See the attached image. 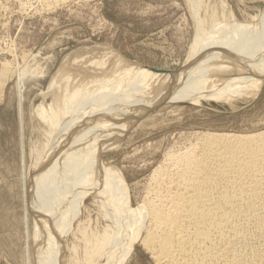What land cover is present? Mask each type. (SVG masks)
<instances>
[{
  "label": "rangeland",
  "instance_id": "obj_1",
  "mask_svg": "<svg viewBox=\"0 0 264 264\" xmlns=\"http://www.w3.org/2000/svg\"><path fill=\"white\" fill-rule=\"evenodd\" d=\"M69 1L64 2L63 0L61 4L55 2L56 5L51 3L55 7H49L39 0H0V264H43L45 262L46 254L43 250V237L41 232L39 233L36 229L37 223L42 222L40 217H37V221L34 208H45L50 200L49 197L52 198L56 195L58 197L62 196L60 199H67L65 197L68 192L65 186V178L70 176L71 158H58L57 155L61 156L60 148L55 151L50 148L53 151L51 155L54 162L49 173L48 187L37 200L33 196L35 175L38 169L35 163H37V156L40 154L38 151L43 153L44 150L40 149L48 145L47 143L51 139L47 135L46 138L42 137L43 134L38 132V123H44H42V119L38 118L37 110L44 108L49 111V95L55 90L56 83L62 81L61 83H69V87H72V81L70 80L76 74L72 75V73L77 72L83 66L82 62L86 61L89 64L90 61L93 64L95 59L99 60L100 58V67L105 66L103 63L106 65L111 64L108 71L110 72V79L113 77L110 81L114 82L112 84L108 82L107 85L109 84L112 88L113 97L116 96L112 98L113 101L121 99L122 93L125 96V92L129 87L136 84L134 82L141 83L142 80L145 84L150 82V85L153 84L152 88L148 85L151 88L148 91H156L154 93L158 92L156 95L159 94L157 98L161 99L162 97L161 101L157 99L159 104H154L152 108H137L140 111L138 110V113L134 115L135 117H133L134 112H131L133 107L131 109L128 107L129 110L126 116H119L117 120L115 119L118 110L122 109L120 107V104L124 102L122 101L118 102V107L115 109L113 107L116 113L108 110L110 105L97 110L95 118L98 117L99 120L102 119L101 121L88 120L89 123L85 120L82 121L84 124L87 123V128L90 127L91 122L96 127H100L103 123L109 121L103 117L108 114L107 117L112 116L113 121L120 123L116 125L117 127L122 126V130L126 129L123 133L124 137L121 136L117 147L104 152H95L96 149L92 146L94 143L92 137H90L88 145L91 146L89 145L88 153L94 148L91 151L93 155L89 153L94 157V160L105 166H110V168L119 171L124 176L125 189H128L127 198H125L129 200V218L133 226L131 232L133 238L129 243V250L131 244L134 243V232L141 198L145 194L148 183L152 181L153 172L163 164L165 156L170 150L183 147V144L191 140V136L199 133L252 135L264 131V77L260 79L259 92L247 102L238 100L235 103H228L226 95H222L223 97L220 95L217 97L210 96L214 95L213 92L217 87L225 84L230 79L235 80L241 77L249 81L257 78V76L251 78L252 74H256L255 69H258V66L254 65L256 63H254L255 59L252 56L250 57H252L253 63L251 61L249 65L252 72L247 70L239 72L237 75L232 73V68L235 67V63H243V60L241 62L230 60L222 63L224 59L221 57L225 55L226 51L218 55V58L212 56V54L209 58L210 53L207 54L208 56L205 54L206 52L204 54L200 53L189 65L185 66L196 36L195 22L197 17H192L194 16L192 15V4H190L191 7L188 5L192 0ZM240 1L242 5L239 3ZM208 2L205 1V3ZM229 3L239 22V32L237 35L236 33L233 34V40L239 34L249 39L251 36L256 35L260 28L264 27V25L260 27L257 25V28L256 23L252 20L254 17L259 18L257 20L264 17V0H229ZM47 7H53V9L51 8L52 10L48 11L49 8ZM203 15H205L204 9L201 10L199 17H203ZM260 36L258 37L261 38ZM232 44L235 47L237 42L231 43L230 46L233 48ZM257 44L259 43H255V46ZM255 46L252 48L253 50H255ZM106 50L108 51L107 55ZM84 56L85 59L81 60V63L76 62L77 65L73 64L75 60H80L79 57L82 59ZM207 58L211 61L208 62ZM201 59L207 62L205 63ZM212 60L213 63L211 64ZM196 61H200L199 64ZM194 62L198 66L192 65V68L191 64H194ZM216 62H220V64L218 65ZM116 63L121 65L118 66ZM91 64L86 66L90 67ZM206 64H209V67ZM252 66H255V68ZM186 67H191L192 70L191 68L189 70L188 68L185 69ZM211 67L214 69L212 70ZM194 68H197L198 72ZM226 68L228 70H225ZM141 69L142 71H140ZM138 70L139 72H137ZM152 70L164 71L168 74ZM201 70L202 72L205 71V77L203 73L201 74L203 76L199 75ZM192 71L196 73H192ZM146 72L147 74L150 73V76H147ZM112 73L118 74L115 76ZM123 74H125L124 77L127 81L123 79ZM208 75L214 80H207ZM95 80L98 81V77ZM117 80L119 83H116ZM211 80L216 81V83ZM210 81L211 84L213 83L212 85L209 84ZM178 83L182 85L179 86ZM113 84H118L116 85L118 89ZM158 84L160 85L158 86ZM122 85L124 87H121ZM106 86H104L105 91L109 87ZM194 86L197 87V90ZM110 87L109 89H111ZM109 89L107 90L111 92ZM115 90H118V92ZM102 93L103 89L99 91V94ZM119 93L121 94L120 97L118 96ZM130 95L135 98L133 100L140 102V99H145L144 96L148 94L142 93V90L136 91V93L132 90ZM151 96L149 95V97ZM204 96H208L207 98L210 96L214 100L202 101ZM201 97H203L202 100ZM193 98L201 101L197 102ZM157 100L151 98L149 101L156 103ZM194 101L197 103H194ZM129 112L132 114H129ZM127 115L129 117L126 119ZM34 118L36 119L34 120ZM123 118L126 119V122L125 119L122 120ZM129 119L130 121H128ZM97 123L99 124L97 125ZM94 124L92 130L96 128ZM132 127L135 129L133 130ZM39 141H43L44 144L47 143L42 144L44 145L42 146ZM64 147L63 149H66ZM77 147L73 149L74 152ZM175 147L176 149H174ZM46 148L44 149L47 150ZM94 154L96 155L94 156ZM66 169L68 170L66 171ZM61 171L65 174H59ZM53 181L56 188H53ZM86 191L83 193V199L84 203L88 205L91 203L90 197L92 195L90 193L92 191ZM128 202L126 201L127 204ZM92 216L95 217V214ZM68 238L70 239L68 245L74 242V245H79L77 247L82 252L83 245L78 244L79 241L74 240L72 235ZM70 246L65 250L66 256L70 254ZM52 253L54 252L52 251ZM52 253V259H54ZM124 264H154V262L151 256L137 243Z\"/></svg>",
  "mask_w": 264,
  "mask_h": 264
},
{
  "label": "bare ground",
  "instance_id": "obj_2",
  "mask_svg": "<svg viewBox=\"0 0 264 264\" xmlns=\"http://www.w3.org/2000/svg\"><path fill=\"white\" fill-rule=\"evenodd\" d=\"M39 1H43V3H46L50 7L53 6L51 3L56 2L59 4L60 2L61 4L63 0ZM189 1L187 2L189 3ZM205 1L192 0L188 4H192V7L190 5L192 15H194L192 17H197V20L195 22V41L185 66L189 65L200 53L204 54L206 52V55L210 53L209 58L211 54L218 58V55L226 51L227 54L225 53L221 57L224 59L223 61L221 59L222 63L224 61L229 62L230 60H233V62L236 60L241 62L243 60V63H235L234 68L230 67L232 68V73H236L237 75V73H241L242 71H251V66L249 65L255 59L254 63L256 64L254 65H257L258 69H255L256 74H252L251 78L256 76L257 78L250 79L249 81L241 77H237L238 79L235 80L230 79L225 84L217 87L213 92L214 95H210L214 97L226 95L228 103H235L238 100L247 102L259 92L260 79L264 77V27H262L263 29L260 28L256 32L257 34L251 36L249 39L239 34L233 40V34L236 33L237 35L239 32V22L229 0H207L209 1L208 3H205ZM239 3L242 5L241 1ZM53 7L51 8L53 9ZM51 8L47 10H52ZM202 9H204L205 15L199 17ZM257 19L259 18H252L256 23V27L257 25L258 27L263 26L264 17L260 20ZM257 35H261V38ZM234 41L237 44L235 47L232 44V48L230 45ZM255 43L259 44L255 46ZM254 46L255 50L252 49ZM229 47L231 49L227 51ZM105 53L107 55L108 51ZM85 56L82 59L79 57L80 60H75L73 64H76V62L81 63V60L83 61ZM250 56L253 57L252 60ZM206 60L208 62L211 61L208 58ZM94 61V63L92 62L93 64L90 61L88 62L89 64L84 61L81 64L85 67L82 66V68L80 65L81 70L71 72L72 75L76 73L75 77H72L73 80L69 78L72 81V87H69V83H61L62 81L55 84V90L49 95V111L44 108L37 110L38 118L42 119V123H44H38V132L43 134L42 137L46 138L47 135L51 139L49 138V143H47L48 141L44 138L48 145L42 143L43 141H39L41 142L39 144H44L45 146H42L44 148L47 147V150L44 148L40 149L44 150L43 153L38 151L40 154L37 156V163H35L38 169L35 175L36 178L34 177L36 179L34 186L32 185L34 187L33 196L36 199L39 198L48 187L49 173L52 170L54 162V158L51 155L53 151L50 148L54 149V151L60 148L61 156L57 155L58 158H71V162L70 160L68 161L72 170L69 172L70 176L65 178V186L68 191L65 197L67 199H60L62 196L58 197L56 195L52 198L49 197L50 200L48 201L47 197L48 204L45 208H34L36 219L40 217L42 222L37 223L36 229L39 233L41 232L43 237V250L46 254L43 264H124L137 243L138 246L142 247L151 256L154 264H264V131L252 135L199 133L191 136V140L183 144V147L177 148V150H170L166 154L163 164L153 172L152 181L148 183V187H145L146 191L143 198H141L136 220L134 243L131 244L129 250V243L133 238L131 237L133 226L129 218V200L126 199L128 189H125L124 176L119 171L110 168V166H105L94 160V157L89 154L93 155L91 151L94 148L88 153L91 146L90 144V146L88 145V140L92 137V142L94 143L92 146L95 147L96 153L112 150L117 147L126 129L122 130V126L120 128L117 127L116 125L120 123L113 121L112 116L107 117L108 114H106V117L105 115L103 117L109 121L103 123L100 127L97 126V128L93 123L95 120H99L98 117L95 118L97 110L104 109L110 105L108 110L113 112L118 107V102L124 101L120 104L122 109L118 110L115 119L117 120L119 116H126L129 110L128 107L130 109L133 107L131 112H134L133 117H135L134 115L139 110L137 108H152L154 104H159L157 100L159 99L157 98L159 94L156 95L158 92L154 93L156 92L154 90V92L148 91L152 88L153 84L150 85V82L146 83V85L142 80L141 83L134 82L136 84L129 87V89L127 88L125 96L122 93L121 99L113 101L112 98L116 96L113 97L112 88L109 84L107 85L108 82L110 84L114 82L110 80L113 79L112 76L115 74L112 73L114 75L110 79V72L108 71L111 64L106 65L103 63L105 66L100 67V58ZM119 63L116 64L119 66L121 65ZM217 63L218 65L220 64V62ZM90 64V67L86 66ZM198 64L194 62V64H191V67L193 68L192 65L198 66ZM209 64L206 65L208 66ZM124 67L126 68V66ZM252 67L255 68V66ZM225 70L228 69L226 68ZM204 72L201 70L199 75L203 76L201 75L203 73L205 77L206 74ZM192 73L196 72L192 71ZM124 75L123 79L126 80ZM189 75L191 74L189 73ZM147 76H150V73ZM208 76L207 80L213 79L210 78V75ZM97 77L98 81L95 80ZM213 80L211 81L216 83L217 80ZM211 81L210 85L213 84H211ZM116 83H119V81L117 80ZM106 85L111 89L108 87L105 91L104 86ZM113 85L116 88L118 87L116 86L118 84ZM113 85L111 86L113 87ZM124 85L121 87H124ZM102 89L103 93L104 91L105 93L99 94V91ZM107 89L111 90V92ZM125 89L123 88L124 91ZM132 90L134 93L142 90V93L148 95L144 96L145 99H140V102H136L137 100H133L135 98L130 95ZM54 91L56 92L54 93ZM115 91L118 92V90ZM160 92L162 93V91ZM149 95L152 96L149 97ZM118 96L120 97L121 94ZM205 96L204 100L201 97L202 101L214 100L210 96L209 98ZM148 98H156L157 102L153 103ZM161 99L159 100L161 101ZM221 99L223 100V98ZM193 100L195 99L193 98ZM217 100L219 99L217 98ZM195 101L194 103L198 102ZM114 112L116 113V111ZM129 114L132 113L129 112ZM128 115L126 119L130 116ZM104 118L103 120H106ZM84 120L87 123H89L88 120L93 122L87 128V123L85 122L84 124L82 122ZM93 124L97 129L92 130ZM77 145L79 146L77 147ZM63 147L66 149H63ZM75 147L77 148L74 152L73 149ZM35 152L38 154L36 150ZM74 167L76 169H72ZM62 174L64 175L65 173ZM66 175L68 176L69 174ZM54 187L55 183L53 181ZM86 190L92 191L90 193L92 195L90 197L91 203L88 205L84 203L83 199V193ZM124 198L128 204L124 201ZM92 211L96 218L92 216L94 215ZM33 216L35 217V215ZM103 224L105 225L101 228ZM46 232L47 235L45 236ZM70 235L74 237V240L79 241L78 244L83 245V249L81 247L82 252L77 247L79 245H74V242L73 244L70 242L71 246L68 245L70 240L68 237ZM69 246L71 247V251L66 256L65 250ZM50 252L54 255V259H52Z\"/></svg>",
  "mask_w": 264,
  "mask_h": 264
},
{
  "label": "water",
  "instance_id": "obj_3",
  "mask_svg": "<svg viewBox=\"0 0 264 264\" xmlns=\"http://www.w3.org/2000/svg\"><path fill=\"white\" fill-rule=\"evenodd\" d=\"M152 71H155V70H152ZM155 72H159V73H162V74H168V73H166L164 71H155Z\"/></svg>",
  "mask_w": 264,
  "mask_h": 264
}]
</instances>
